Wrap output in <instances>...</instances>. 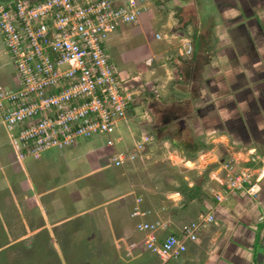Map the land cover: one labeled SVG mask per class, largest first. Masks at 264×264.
Instances as JSON below:
<instances>
[{"label":"crops","instance_id":"obj_1","mask_svg":"<svg viewBox=\"0 0 264 264\" xmlns=\"http://www.w3.org/2000/svg\"><path fill=\"white\" fill-rule=\"evenodd\" d=\"M163 2L148 4L138 20L120 27L107 45L117 75L125 77L123 85L133 94L131 105L143 102L147 107L142 110L146 121L142 125L135 122L141 129H136L139 138L149 139L134 161L122 166L113 163L117 143L122 149L134 148L130 145L137 136L131 130L133 117L124 119L121 130L115 131L118 136L112 146L102 136L101 149L109 151L107 156L98 152V136L80 148L78 143L51 149L33 160L29 156L22 159L11 146L17 131L4 122L9 105L0 107L3 239L20 222L22 233L54 234L67 220L93 216L96 233L107 235L130 261L264 264V175L255 194L228 196L223 184L227 175L222 169L228 162L250 167V152L264 158V0ZM186 3L190 9L203 7L205 26L193 20L187 28L190 33L172 34L162 28L154 33L151 21L168 23L167 19L157 20L159 12L177 14ZM160 68L166 75L162 81L154 77ZM173 73L175 82L165 84ZM17 86L19 75L0 35V88ZM26 160L29 162L24 163ZM254 167L262 169L261 163ZM87 178L94 180L92 188ZM139 188L150 193L139 195ZM216 194L224 199L218 201ZM135 208L141 213L131 217ZM145 211L148 213L143 214ZM208 215L214 220L198 227L196 240H186L185 252L176 259L146 250L144 234L136 233L138 223L157 220L164 226L158 233L160 240L169 234L183 237L188 224ZM11 216L17 221L10 220ZM23 216L29 221L22 220ZM88 225L94 227V223Z\"/></svg>","mask_w":264,"mask_h":264},{"label":"built area","instance_id":"obj_2","mask_svg":"<svg viewBox=\"0 0 264 264\" xmlns=\"http://www.w3.org/2000/svg\"><path fill=\"white\" fill-rule=\"evenodd\" d=\"M147 6V0H11L0 5V35L19 75V86L0 88V107L9 105L4 122L17 131L12 138L16 149L39 159L46 151L73 147L80 139L105 136L107 145L114 144L111 136L125 119L133 94L117 78L106 49L110 36L134 24ZM148 139L144 136L133 149L115 152L114 165L134 161ZM247 162L250 167L223 164L228 196L256 193L264 158L250 152ZM259 163L260 170L254 167ZM140 213L135 208L131 217ZM213 220L208 215L188 224L183 237L169 234L161 240L160 221L141 222L136 229L145 236L146 250L176 259L185 252L186 240H196L198 227Z\"/></svg>","mask_w":264,"mask_h":264},{"label":"rangeland","instance_id":"obj_3","mask_svg":"<svg viewBox=\"0 0 264 264\" xmlns=\"http://www.w3.org/2000/svg\"><path fill=\"white\" fill-rule=\"evenodd\" d=\"M110 1L115 3V0H110ZM163 1L167 2V0H147L148 4L152 6L156 5L157 2L158 3L160 2L161 4L165 3ZM9 2H11V0H0V5ZM188 6H190V4H188L187 7L180 9L177 14L174 13L175 11L173 12L170 11L169 15H165L166 14L165 12L164 13L159 12V14L156 15L157 20L165 21V19H167L168 23L156 24L153 21H151L153 29L155 30L154 33L155 34L159 33L157 32V30H159L158 28L166 29L172 34H182V31L186 33L187 32L190 33L191 29L187 30V28L191 26L188 24L189 23L191 24L193 20H195L196 23H200L202 26H205L203 19V15H204L203 7H201L198 10L197 6H191L192 7L191 9ZM187 15L188 17H186ZM199 15L201 16V20L199 19ZM138 28L139 27L136 26L134 32H137ZM199 33L203 34V30L201 28L199 30ZM156 45L158 46V43H156ZM185 53L188 54V49L185 50ZM106 56L108 57L110 62H113V60L109 56L108 47L106 49ZM113 65L115 66L114 63ZM155 73L156 74L154 75V77L156 80L159 77L158 79L162 81L163 76L166 77V75H162L161 68L157 70ZM168 77L169 78H166V82L164 79L165 84L175 82L176 78L174 73L170 74ZM117 78L119 79L120 82L122 83L124 82L125 77L123 75H117ZM146 108L147 107L146 105L145 106L143 105V102L140 103L139 105H136L135 107L129 105L126 111L125 120L129 121L131 117H133L132 119L134 122L136 121L137 123L142 125L141 123H144V121H146L145 120L146 118L142 110ZM136 122H135V126L132 125L131 127V130L135 131L134 132L135 136L137 135L136 133L139 132L138 130H136L137 127H139V125L136 124ZM122 126H123V121H119L116 125V131L121 130ZM148 126H150L149 132L151 133L152 127L150 123L148 124ZM117 136H118L117 133L116 135L114 133L111 136L114 142ZM143 138L144 136L141 135L139 138V135H137L135 138H133L134 142L130 144L131 147L132 146L135 147L137 141ZM92 140H93L92 138L80 139L76 143V145L79 143L78 148H80L81 145H86L87 142H91ZM96 140L98 141V152L103 156L104 155L107 156L109 151L104 148L101 149L104 145V141L102 142V136H100ZM10 143L12 144L11 146L13 147L14 143L12 139L10 140ZM116 147L118 149L117 151L122 149L119 143L116 144ZM17 152L22 159H26L25 157L27 155H25L21 151V148H18ZM30 159L33 158L30 157ZM28 162L29 161L26 160L24 163H28ZM72 174L74 175L75 173L72 172ZM115 175L121 177V174L119 172H116ZM171 177H174L173 172L171 174ZM87 183H90L92 188L94 185V180L87 178ZM168 189L174 191L175 188L169 187ZM137 193L139 195L142 194L144 197H146V195L150 193V191L145 190V192H141V189L139 188V191ZM67 207H68L67 209L70 210L69 205H67ZM65 216H70V213H67ZM87 216H90V213L87 214ZM24 217L25 216H23L22 220L29 221L28 217L26 218ZM10 220L17 221V219L12 218V216L10 217ZM88 223H94V227L90 228ZM96 223L97 220L93 216H91V219L88 220L85 218H80V220L70 219L65 221V224H63L62 226L56 227L55 228L56 232L54 234H48L44 232L33 235L27 232L22 233L21 231H23L22 229H24L23 228L24 225L23 222H20L18 223V226L15 228L14 231L12 228L10 232H6L5 239H3L4 235H0V240L3 239L0 242V264H143L141 262L128 260L129 256H127V254L122 251V248L117 247V245L110 238H108L107 235L96 233V228H95ZM136 233L138 235L141 234L143 237L142 233L138 231H136ZM16 239H21V240L19 242L14 241L8 245V242ZM52 239H54V241ZM137 239L138 238L135 237V240ZM140 240L142 241V238Z\"/></svg>","mask_w":264,"mask_h":264}]
</instances>
